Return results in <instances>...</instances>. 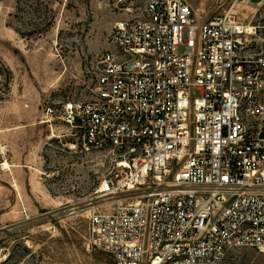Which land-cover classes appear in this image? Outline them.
<instances>
[{
	"label": "built area",
	"instance_id": "built-area-1",
	"mask_svg": "<svg viewBox=\"0 0 264 264\" xmlns=\"http://www.w3.org/2000/svg\"><path fill=\"white\" fill-rule=\"evenodd\" d=\"M254 1L204 19L187 0H147L93 58L88 95L43 109L42 124L106 160L96 193L117 205L83 211L89 244L115 264L264 253V0Z\"/></svg>",
	"mask_w": 264,
	"mask_h": 264
},
{
	"label": "rangeland",
	"instance_id": "rangeland-1",
	"mask_svg": "<svg viewBox=\"0 0 264 264\" xmlns=\"http://www.w3.org/2000/svg\"><path fill=\"white\" fill-rule=\"evenodd\" d=\"M187 1L204 19L236 2ZM146 2L0 0V264H115L89 244L83 211L117 205L119 197L104 202L96 193L106 160L82 152L67 127L42 124L43 109L88 95L93 58L110 47L115 24L140 16ZM225 264H264V253L234 249Z\"/></svg>",
	"mask_w": 264,
	"mask_h": 264
},
{
	"label": "bare ground",
	"instance_id": "bare-ground-1",
	"mask_svg": "<svg viewBox=\"0 0 264 264\" xmlns=\"http://www.w3.org/2000/svg\"><path fill=\"white\" fill-rule=\"evenodd\" d=\"M4 167H5L6 169H9V168H10V165H9L8 163H5Z\"/></svg>",
	"mask_w": 264,
	"mask_h": 264
}]
</instances>
